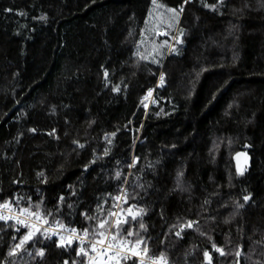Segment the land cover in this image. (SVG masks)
Returning <instances> with one entry per match:
<instances>
[{"label":"trees","instance_id":"16d2710c","mask_svg":"<svg viewBox=\"0 0 264 264\" xmlns=\"http://www.w3.org/2000/svg\"><path fill=\"white\" fill-rule=\"evenodd\" d=\"M4 201L78 233L116 212L115 243L168 264H264V0H0ZM27 230L0 221V264L81 259L9 256Z\"/></svg>","mask_w":264,"mask_h":264},{"label":"snow or ice","instance_id":"6c2138e0","mask_svg":"<svg viewBox=\"0 0 264 264\" xmlns=\"http://www.w3.org/2000/svg\"><path fill=\"white\" fill-rule=\"evenodd\" d=\"M187 2V0H186ZM213 8L215 6H212ZM169 11H174L172 9H169ZM182 34V30H181ZM181 42L179 39L177 40V43ZM105 77H107L108 73H104ZM160 81L161 83L164 81V74H160ZM114 91H118V88H114ZM151 92H149V95ZM31 131H35L32 129ZM114 136L115 133H112ZM110 142V141H109ZM74 143H78L74 141ZM79 147H84V145L79 144ZM104 155H107V149L104 152ZM239 155V154H237ZM93 163L95 161H92ZM87 168V166H85ZM238 174H243L239 167L237 168ZM42 175V173L38 174ZM117 176H119V173H117ZM63 197H61V200ZM115 200H124L126 202L125 196H117L114 198ZM250 199V196L245 195L243 197V200L245 203H247ZM71 207V205H69ZM244 207V204L236 203V208H242ZM128 214L132 216V219L135 220V215L132 214V208L127 209ZM142 211V210H141ZM47 215L49 214H41L39 210V206H36L35 209H30L28 207L25 208H18L15 211L13 210L12 205L9 201H4L3 203H0V221H4L7 223L10 220H14L16 224L22 225L24 228L28 229L26 232H24L19 238L18 243L14 244L9 251V256H15L17 255L18 251L25 250V245L29 244V242L32 243H38L40 237H43L44 239H50L52 236H57L58 239L55 241L56 247L58 248H64L67 250V248L71 247L73 244V241H79V247L77 249H74L75 255L77 257H80L81 259L79 261L73 260L72 264H104L103 261L99 260L100 256L105 255L106 253H111L110 258H117L113 259V264H120V260L125 259L127 257V253H125L124 256H121V250L125 247V244H127L128 251L131 252V255L137 257V264H168L167 258L165 257L164 253H160L159 256H149V249L147 246H143L139 249V251H135L133 249V245L139 246L143 244L142 239L139 237L138 234L134 233L131 230H126V234L128 237H131L133 235H137V239L133 241H122L119 245L115 243L117 239H119V226L120 224L127 223V221H121L118 218V214L115 212H109L107 217L103 219H99L96 227L93 229H83L81 233L77 232V229L75 228H66L65 225L61 224L59 221H56L55 223H50V221L47 219ZM116 216L117 219L113 222L109 219V217ZM29 217H32L33 219L29 221ZM88 219H93L92 217H88ZM196 222L189 221L186 225H181V231L186 226L188 228L193 227V225ZM115 226L117 228L116 232H112V227ZM140 227L143 229L144 225L141 223ZM19 231V229H17ZM181 231H177L176 235L179 237L181 235ZM203 234V233H202ZM111 236V240H105L101 239V237ZM13 240H17V237H13ZM99 246V250H98ZM213 248L216 252H219L221 256L225 255L224 251L213 245ZM31 255V253H29ZM45 254L44 249H37L35 252V255L39 257H43ZM95 254V255H93ZM205 259L208 261V264H211V256L208 251H205L203 253ZM236 257H240L241 253L237 251L235 253ZM63 264H69L68 260H64Z\"/></svg>","mask_w":264,"mask_h":264},{"label":"built area","instance_id":"2783aa9c","mask_svg":"<svg viewBox=\"0 0 264 264\" xmlns=\"http://www.w3.org/2000/svg\"><path fill=\"white\" fill-rule=\"evenodd\" d=\"M149 92H151V94L149 95V99H150L149 101H151L153 99V90H150ZM149 92H148V94H149ZM146 100H147V98H146ZM13 210L15 211L16 209L13 208ZM28 219H29V221H31L33 218L32 217H29ZM8 222H12V223L16 224V222L14 220H10ZM16 225L24 228L22 225H18V224H16ZM51 239L57 240L58 237L57 236H52ZM73 244H76L79 247V241L74 240L73 241ZM98 250H99V246H98ZM125 253H127V255H129V256H133V255H131V252H129L128 250H124V249L121 250V253L120 254L121 255H124ZM93 255H95V254H93ZM110 257H111V253L109 252V253H106L103 256H100L99 257V260L103 261L104 264H106L111 259Z\"/></svg>","mask_w":264,"mask_h":264},{"label":"water","instance_id":"95a60500","mask_svg":"<svg viewBox=\"0 0 264 264\" xmlns=\"http://www.w3.org/2000/svg\"><path fill=\"white\" fill-rule=\"evenodd\" d=\"M238 154L239 155L235 156V161L237 164L243 165L246 160L247 154L245 152H239Z\"/></svg>","mask_w":264,"mask_h":264},{"label":"rangeland","instance_id":"374dc122","mask_svg":"<svg viewBox=\"0 0 264 264\" xmlns=\"http://www.w3.org/2000/svg\"><path fill=\"white\" fill-rule=\"evenodd\" d=\"M146 98H147V104H148V103H149V100H150V99H149V94L147 95Z\"/></svg>","mask_w":264,"mask_h":264}]
</instances>
